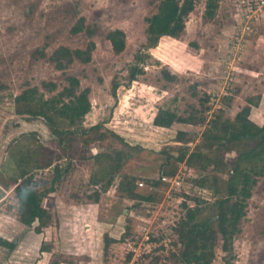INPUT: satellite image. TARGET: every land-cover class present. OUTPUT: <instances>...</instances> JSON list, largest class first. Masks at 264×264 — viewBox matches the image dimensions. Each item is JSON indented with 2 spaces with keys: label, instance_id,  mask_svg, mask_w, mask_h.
<instances>
[{
  "label": "rangeland",
  "instance_id": "1",
  "mask_svg": "<svg viewBox=\"0 0 264 264\" xmlns=\"http://www.w3.org/2000/svg\"><path fill=\"white\" fill-rule=\"evenodd\" d=\"M159 2L0 0V237L16 244L0 245V264H197L194 252L201 264H264V174L248 187L246 214L237 222L214 218L217 197L197 184L228 183L243 148L226 152L223 172L177 160L205 141L214 122L252 131L264 124V0H196L180 37L165 36L144 51V73L130 82V66L147 41L146 18ZM116 29L126 33L119 54L108 38ZM91 42L89 62L59 69L52 59L61 46L86 49ZM73 78L90 89L92 109L80 133L66 136L67 150L31 112ZM247 107L249 124L236 118ZM160 109L199 123L156 126ZM40 146L69 164L55 191L54 169H33ZM25 169L44 192L48 222L22 221L17 186ZM128 176L137 178L132 188ZM197 207L196 219L213 218V226L188 251L196 234L189 232V208Z\"/></svg>",
  "mask_w": 264,
  "mask_h": 264
},
{
  "label": "trees",
  "instance_id": "2",
  "mask_svg": "<svg viewBox=\"0 0 264 264\" xmlns=\"http://www.w3.org/2000/svg\"><path fill=\"white\" fill-rule=\"evenodd\" d=\"M195 3L196 0H160L158 11L146 18L147 41L143 48L138 51L136 62L130 66V82L137 80V77L144 73V68L140 65L144 51L156 48L161 38L165 36L180 37L186 28V20L189 14L194 10ZM83 22L84 19H82V26L73 29L75 33L83 30ZM108 38L112 42L115 53L119 54L125 50L126 33L122 29L112 31ZM95 46L94 42H91L86 49L72 50L69 47L61 46L54 52L52 59L56 62L59 69H64L76 59L82 62H89L92 59V51ZM45 85L50 86L52 90L57 87L56 84L45 83ZM80 87V80L73 78V82L64 88L59 97L54 96L40 101L36 109L31 112L47 120V124L58 137L62 146L67 144L66 136L68 134L73 137L80 133L78 128L83 127L85 117L92 109L89 97L90 89L81 90ZM117 88L118 86L115 85L114 91ZM250 112V107L245 108L243 113L237 115V120L249 124ZM175 122L199 123L195 119L183 118L175 112L165 109H160L154 118V124L164 128L171 127ZM204 139L205 141L198 145L187 159L182 156L177 158V160L179 162L185 161L188 166L198 167L202 170L214 165L215 171L223 172L222 168L225 169L228 165V162L225 161L226 152L231 150L232 147L243 148L234 163L228 183L222 184L218 180H201L197 182L200 187L212 190L217 197L214 206H212V209L216 212L214 218H218V221L220 220L222 224L232 220L237 222L246 214V203L250 196L248 187L256 184L257 179L264 174V124L258 127L256 131H252L227 124L219 129V122H214L204 133ZM65 148L68 150L70 146H65ZM33 152L34 156L31 159L34 163L33 169H54L55 174L51 179L50 190L55 191L56 185L62 181L63 175L69 169V164L66 165L58 160L55 161L54 152L45 146H40L37 151ZM215 154L220 156L218 160L213 158L212 155ZM171 157L169 155V158ZM20 162H24V157L21 158ZM33 175L29 174L26 169L23 170L20 176L22 182L17 186V195L22 202V221L27 225H32L36 220L48 222L52 217L51 213L42 205L44 192H40L34 186ZM127 179L129 181L128 184L132 188L131 185L135 184L137 178L128 176ZM155 183L158 185L160 182ZM138 197L144 200L151 199L142 196ZM233 198H235V201L231 203ZM197 212L198 207L189 208V218L193 221L189 232H192L193 228L194 233L196 228V234L191 238L192 241H189L188 244L186 243L188 251L191 249L192 243L213 226V218L209 217L204 221L196 219ZM221 231L224 235L227 234L223 227ZM0 245L10 250L16 248L15 243L2 237H0ZM193 255L192 259H194V262L201 264L197 252H194Z\"/></svg>",
  "mask_w": 264,
  "mask_h": 264
},
{
  "label": "built area",
  "instance_id": "3",
  "mask_svg": "<svg viewBox=\"0 0 264 264\" xmlns=\"http://www.w3.org/2000/svg\"><path fill=\"white\" fill-rule=\"evenodd\" d=\"M161 180L164 181V182L171 183V184L180 183L177 178H175V177L172 178V177H169V176H166V175H162ZM140 185L143 186L144 184L140 183Z\"/></svg>",
  "mask_w": 264,
  "mask_h": 264
},
{
  "label": "crops",
  "instance_id": "4",
  "mask_svg": "<svg viewBox=\"0 0 264 264\" xmlns=\"http://www.w3.org/2000/svg\"><path fill=\"white\" fill-rule=\"evenodd\" d=\"M251 119V118H250Z\"/></svg>",
  "mask_w": 264,
  "mask_h": 264
}]
</instances>
